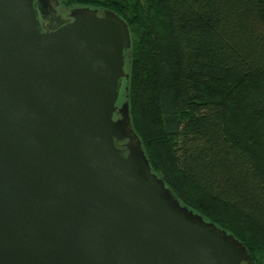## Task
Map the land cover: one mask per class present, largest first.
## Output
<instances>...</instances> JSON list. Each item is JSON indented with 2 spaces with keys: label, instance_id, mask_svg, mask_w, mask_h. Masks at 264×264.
Wrapping results in <instances>:
<instances>
[{
  "label": "water",
  "instance_id": "1",
  "mask_svg": "<svg viewBox=\"0 0 264 264\" xmlns=\"http://www.w3.org/2000/svg\"><path fill=\"white\" fill-rule=\"evenodd\" d=\"M36 1L0 0V264H256L153 169L123 99L128 21L46 0L43 27Z\"/></svg>",
  "mask_w": 264,
  "mask_h": 264
},
{
  "label": "trees",
  "instance_id": "2",
  "mask_svg": "<svg viewBox=\"0 0 264 264\" xmlns=\"http://www.w3.org/2000/svg\"><path fill=\"white\" fill-rule=\"evenodd\" d=\"M129 23L130 114L176 197L264 264V0H60Z\"/></svg>",
  "mask_w": 264,
  "mask_h": 264
},
{
  "label": "flooded vegetation",
  "instance_id": "3",
  "mask_svg": "<svg viewBox=\"0 0 264 264\" xmlns=\"http://www.w3.org/2000/svg\"><path fill=\"white\" fill-rule=\"evenodd\" d=\"M46 0H37L36 4H37V8H38V12H39V17L42 21V25L43 27L45 26L46 23L50 22V20L53 17V12L50 10V7H46L45 5ZM58 14L62 15V16H68V13L64 12L60 6L58 7ZM57 19H55L54 22H56Z\"/></svg>",
  "mask_w": 264,
  "mask_h": 264
},
{
  "label": "rangeland",
  "instance_id": "4",
  "mask_svg": "<svg viewBox=\"0 0 264 264\" xmlns=\"http://www.w3.org/2000/svg\"><path fill=\"white\" fill-rule=\"evenodd\" d=\"M61 9L64 11V12H66V13H68L69 12V9L68 10H65L64 8H62L61 7ZM127 64H128V62H127ZM126 68H127V65H126Z\"/></svg>",
  "mask_w": 264,
  "mask_h": 264
}]
</instances>
